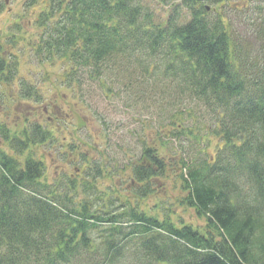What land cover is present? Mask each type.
<instances>
[{"label":"trees","instance_id":"16d2710c","mask_svg":"<svg viewBox=\"0 0 264 264\" xmlns=\"http://www.w3.org/2000/svg\"><path fill=\"white\" fill-rule=\"evenodd\" d=\"M229 1L48 0L35 49L67 62L69 87L81 89L80 72L103 82L128 70L162 69L174 83L170 118L183 121L170 122L171 137L215 153L179 168L182 204L204 224L129 210L86 180L44 183L43 165L23 154L48 132L0 123V264H264V39L242 43L222 9ZM153 162L160 180L166 164ZM139 172L141 183L150 179Z\"/></svg>","mask_w":264,"mask_h":264},{"label":"rangeland","instance_id":"374dc122","mask_svg":"<svg viewBox=\"0 0 264 264\" xmlns=\"http://www.w3.org/2000/svg\"><path fill=\"white\" fill-rule=\"evenodd\" d=\"M47 3L48 0H0V60L8 62L13 72L6 78L0 76V123L17 133H21L23 126L36 122L50 131L52 142L56 141L57 145L32 147L26 153L43 158L49 181L58 171L66 177L75 175L77 168L86 164L83 157L95 158L98 164L106 162L108 172L95 181V170L88 179L83 177L97 191L122 198L129 210L136 209L160 220L169 215L176 226L182 223L202 228L204 220L182 204L185 195L181 191L180 175L186 172L180 173L179 168L181 161L196 163L212 158L215 153L212 146L203 148L185 134L171 137L169 129L173 132L174 126L170 122L182 119L178 115L170 118L175 110L171 105L177 101L174 83L163 76L162 69L149 75L128 70L106 73L103 82L92 81L80 72L81 89L77 83L69 87L67 62L53 54L46 58L35 49L44 30L39 24V15ZM158 7L156 3L153 10L157 12ZM222 9L243 44L262 42L264 0H230ZM30 83L38 99H16ZM106 86L105 95L101 88ZM185 104L189 105L187 100ZM44 106L51 108L48 115L43 114ZM178 108L183 110L185 106ZM53 116L56 120L48 121V117ZM213 143L216 141L212 140ZM143 147L153 148L155 157L165 163L166 168L163 178L151 182L154 192L142 198L136 195L143 188L142 184L130 188L131 176L126 175L133 161L140 163ZM73 148L76 149L71 155ZM102 148L103 157L98 154V149ZM123 164H126L124 170L121 169ZM132 264L137 262L132 260Z\"/></svg>","mask_w":264,"mask_h":264},{"label":"flooded vegetation","instance_id":"af4514ba","mask_svg":"<svg viewBox=\"0 0 264 264\" xmlns=\"http://www.w3.org/2000/svg\"><path fill=\"white\" fill-rule=\"evenodd\" d=\"M11 69H10V66L8 65V62L5 63L4 61H1L0 60V76H2V77L5 76V78H6V75L9 74L10 71L12 72ZM65 80H66V78H65ZM62 82H65V81L62 80ZM66 82H68V81L66 80ZM65 85H67V84L65 83ZM106 88L103 87L101 89L102 90V93L105 94V95L107 94V89ZM24 89H25V91H20L19 92L21 96L20 95L19 96L18 95L15 96L16 99L18 97V99H25V100H29L30 101V99L36 97L35 89L33 88V85H31V83L27 87H24ZM109 91L111 92V90H109ZM107 97H108V95H107ZM49 109H51V108H48V106H44L43 107V114L48 115ZM53 120H56V117H54V116L53 117H48V121H52L53 122ZM32 122H35V121H32ZM36 123H37L38 126H42V124H40L38 122H36ZM43 126H45V125H43ZM47 131H48V134H50V131L48 129H47ZM52 141H53V139H52V136L50 135V137H48L47 139H45V141H43L42 144H38V145H35V146H32V147H34L35 149L36 148L37 149H40V148H43V146L47 145V146L53 148V146L55 144L57 145V143H56V141L55 142H52ZM75 149L76 148H73L72 152L70 151V154L71 155H72V153H74V150ZM59 150L60 149H58L56 151L58 152ZM153 150H154L153 148L152 149H149L148 147H143L141 149V160H140V163H139V161H133V163H131L132 165H131V168H130V172L126 175V176H131L129 178V183H128V186L130 188H132V187L135 188V187L139 186L140 184H142V186L145 185V184L151 185V182L154 179H157V176L155 174V167H154L155 163L153 162L154 157H155V154H154V151ZM104 151L105 150L103 148L102 149H98V154L101 157H103L104 156L103 155ZM26 153L23 154V158H25V157L34 158L33 155H29V154H26ZM86 158L87 157H83V161L86 164H82L81 165V163H80L79 165L83 166V168L82 167L81 168H77L75 175H71L70 177H66L64 173H61L60 171H58V172H56L55 177L53 178L52 181H49L47 179V177H46V174H47L46 170H47V168L44 165L43 158H41V159L35 158V159L37 161H39L43 165V167L45 168L44 175L41 178V181L42 182H44V183L47 182V183H51L52 184L55 181H57V182H64V183H66L68 181H72V182L77 183L78 185H81L82 182H83V180H85L86 174L88 172H92L95 169H98L100 171V176L101 177H104L105 173L108 172L107 171V168L108 167L105 165L106 162H102L101 161L98 164L97 161L95 162V158H90L89 160H86ZM73 163L75 164L76 162H73ZM126 164H123L122 165V167H121L122 170L126 169ZM142 166H144L145 168H147L150 171L149 173H150L151 177H150V179L148 181L146 180V181H143L141 183L140 175H139L140 174L139 168L142 167ZM75 176H77V177H75ZM83 176H85V177H83ZM151 189L154 190L153 188H151Z\"/></svg>","mask_w":264,"mask_h":264}]
</instances>
